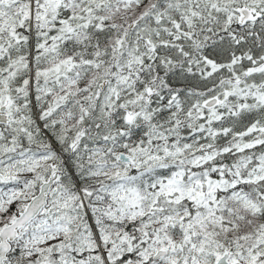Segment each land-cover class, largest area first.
<instances>
[{
  "label": "trees",
  "instance_id": "trees-1",
  "mask_svg": "<svg viewBox=\"0 0 264 264\" xmlns=\"http://www.w3.org/2000/svg\"><path fill=\"white\" fill-rule=\"evenodd\" d=\"M46 1L0 0V229L58 173L5 263H264V0Z\"/></svg>",
  "mask_w": 264,
  "mask_h": 264
},
{
  "label": "water",
  "instance_id": "water-1",
  "mask_svg": "<svg viewBox=\"0 0 264 264\" xmlns=\"http://www.w3.org/2000/svg\"><path fill=\"white\" fill-rule=\"evenodd\" d=\"M239 13V23L242 24L251 18L252 11L248 7H241L238 9ZM220 99L216 96L207 99L204 102L205 108H214L218 106ZM6 106L0 107V124L6 125L9 122V117L5 113ZM119 160L121 162H129V158L121 153L119 155ZM58 177V173L52 174L48 179L43 181L37 193L27 202L24 208L16 215L12 221L3 226L0 229V264H5L8 253L11 250L12 243L17 239L20 229L25 228L30 224L45 208L48 201V193L50 189L54 186ZM167 251L164 249H159L155 252L154 258L159 259L166 256ZM231 254L229 252H224L217 257L215 264H243L240 261H231Z\"/></svg>",
  "mask_w": 264,
  "mask_h": 264
},
{
  "label": "rangeland",
  "instance_id": "rangeland-1",
  "mask_svg": "<svg viewBox=\"0 0 264 264\" xmlns=\"http://www.w3.org/2000/svg\"><path fill=\"white\" fill-rule=\"evenodd\" d=\"M47 5H49V7H51V8H53V9H55V8H57L58 7V5L60 4V0H47L46 2H45ZM45 7H47V6H45ZM238 9V8H237ZM236 9V10H237ZM251 11H252V9H251ZM254 14H253V11H252V14H251V17L253 16ZM119 70H123V69H119ZM122 77V76H121ZM124 79H126V78H124ZM100 84L101 85H103V84H105V81H102V82H100ZM103 95L104 96H106L107 98H109L110 97V93H112L113 92V90L111 89V88H109V86L106 84V86H103ZM108 104H109V101H108ZM38 121V125H39V127L41 128V130H42V133H43V135L45 134V132H44V129L41 127V123H40V121L39 120H37ZM45 137H46V139L49 141V135L47 134V132H46V134L44 135ZM49 136V137H48ZM51 138V137H50ZM43 144H46V143H43ZM52 146L54 147L55 145L54 144H52ZM55 148H56V151H57V154L59 155V156H61V160L62 161H64V163L66 164V166L68 167V168H70L69 167V163H68V161H67V159L61 154V152H60V150L55 146ZM5 151V149L3 150V152ZM54 164V163H53ZM8 177H7V175H6V173L3 171V170H1L0 169V179L3 181V180H6ZM230 260L231 261H240V262H242L243 264H264L263 262H255L254 260H252V259H245V260H239V259H235V258H230Z\"/></svg>",
  "mask_w": 264,
  "mask_h": 264
},
{
  "label": "flooded vegetation",
  "instance_id": "flooded-vegetation-1",
  "mask_svg": "<svg viewBox=\"0 0 264 264\" xmlns=\"http://www.w3.org/2000/svg\"><path fill=\"white\" fill-rule=\"evenodd\" d=\"M9 1H11V0H9ZM10 72H12V70H11ZM0 76H3L1 72H0ZM3 105L6 106L5 113H6L7 116L9 117V121H10V111H11V109H13V105H12V103H11V100H10V99H6L5 102H3V103L0 102V107L3 106ZM16 106L18 107L19 104H17ZM2 126H3V125L0 124V132L3 131V130H2Z\"/></svg>",
  "mask_w": 264,
  "mask_h": 264
}]
</instances>
